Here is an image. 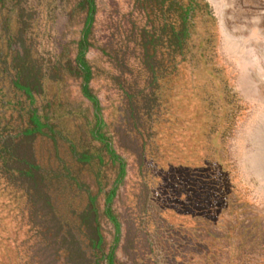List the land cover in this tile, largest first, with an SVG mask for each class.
I'll return each mask as SVG.
<instances>
[{
	"label": "trees",
	"instance_id": "trees-1",
	"mask_svg": "<svg viewBox=\"0 0 264 264\" xmlns=\"http://www.w3.org/2000/svg\"><path fill=\"white\" fill-rule=\"evenodd\" d=\"M142 2L146 10L152 8L151 25L142 29L132 25L122 32L117 45L113 40L106 42L108 48H115L116 58L125 67L123 77L116 79L121 90V116L111 125L103 116V105L93 85L95 71L87 57L97 42L92 25L96 0H79L72 11V18L76 10L84 13L75 53L65 48L46 62L34 54L33 41L27 37L31 23L22 0H0L2 8L17 11L19 24L7 38L18 48L11 57L0 51L4 64L0 69V189L21 199L28 224L39 239L37 253L45 259L54 255L47 235L48 221L29 179L16 166L18 144L29 134L32 123L40 126L37 138L43 143L38 153L35 150L42 187L53 199L64 235L72 244L73 260L77 264H117L121 247L133 264H155L149 231L136 227L133 217L122 219L116 212L122 188L131 174L140 178L137 207L142 212L141 223H148L151 176L166 154L173 157L178 151L176 157L180 156L182 148L177 149L175 143L182 141L176 138L196 128L204 136L202 141H207L205 137L215 132L228 133L236 122L241 106L214 65L217 19L206 1ZM131 48L140 50L138 68L128 64ZM187 70L192 83L182 85L191 91L180 88L178 82L180 77L186 78ZM34 74L57 83L67 76L79 80L82 104L77 112L82 122L76 131H68L57 121L61 115L54 111L53 99L44 113H38L29 93ZM3 81L11 88L8 99ZM196 116L199 126L195 125L198 122L191 125ZM104 222L114 228L111 240Z\"/></svg>",
	"mask_w": 264,
	"mask_h": 264
},
{
	"label": "rangeland",
	"instance_id": "rangeland-1",
	"mask_svg": "<svg viewBox=\"0 0 264 264\" xmlns=\"http://www.w3.org/2000/svg\"><path fill=\"white\" fill-rule=\"evenodd\" d=\"M205 1L217 19L214 65L241 106L236 122L228 133L215 132L205 137L207 141H202L204 136L195 127L176 138L182 141L175 143L177 149L182 148L180 156L176 157L178 151L173 157L166 154L151 176L148 223H141L136 197L140 178L135 174L122 188L116 212L122 219L133 217L136 227H146L155 264H264V0ZM78 2L22 0L31 23L27 37L33 41L34 54L45 62L65 48L75 53V42L84 25L83 12L76 10L71 17ZM96 6L92 25L97 42L87 57L95 71L93 85L103 105V116L113 125L121 116V90L116 79L123 77L125 67L116 58L115 48H108L106 42L113 40L117 45L122 32L132 25L139 29L150 26L154 15L142 0H96ZM17 18L15 9L0 5V51L8 57L18 48L7 39L19 27ZM140 54V50H133L128 64L138 68ZM3 66L0 62V69ZM185 77L178 80L183 89L192 83L188 70ZM33 80L29 93L38 113H44L53 99L54 111L61 115L57 121L68 131H76L82 122L77 112L82 104L79 80L67 76L57 83L35 74ZM3 82L8 99L11 88ZM191 121V125H200L197 116ZM39 131L40 126L32 123L29 134L20 140L16 166L29 179L47 218L54 255L45 259L37 253L39 239L28 224L21 199L0 189V264H41L42 260L43 264L49 260L53 264H77L53 199L42 187L36 154L43 144L37 138ZM104 227L111 240L112 224L104 222ZM118 258L117 264H133L121 247Z\"/></svg>",
	"mask_w": 264,
	"mask_h": 264
},
{
	"label": "bare ground",
	"instance_id": "bare-ground-1",
	"mask_svg": "<svg viewBox=\"0 0 264 264\" xmlns=\"http://www.w3.org/2000/svg\"><path fill=\"white\" fill-rule=\"evenodd\" d=\"M223 20V19H222Z\"/></svg>",
	"mask_w": 264,
	"mask_h": 264
}]
</instances>
